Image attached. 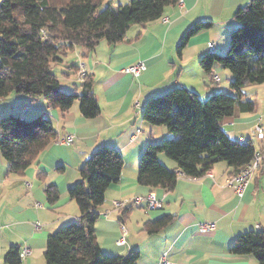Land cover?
I'll use <instances>...</instances> for the list:
<instances>
[{"label":"crops","instance_id":"0c3cea01","mask_svg":"<svg viewBox=\"0 0 264 264\" xmlns=\"http://www.w3.org/2000/svg\"><path fill=\"white\" fill-rule=\"evenodd\" d=\"M129 1L119 0L118 4ZM248 2L178 0L166 6L162 17L133 23L117 43L101 40L93 50L75 45L59 62L65 64V79L58 77L62 87L63 83L69 87L68 81H72L74 92L79 93L81 66L92 75L100 105V113L94 117L81 113L79 100L62 111L43 96L13 91L0 99V118L7 114L25 118L43 114L53 121L59 134L22 175L8 172V162L0 152V264H7L5 255L13 245L21 251L32 250L21 264H45L40 253L46 250L48 235L81 218L80 207L68 190L81 178L79 169L83 163L100 146L118 150L124 159L120 178L107 188L94 224L105 254L120 255L138 249L137 264H161L163 256L172 264H260L254 255H236L231 247L240 234L264 228V164L254 171L242 196L227 179L248 164L236 172L225 160L216 162L200 177L180 172L170 189L138 181L147 145L175 137L165 125H153L144 119L143 110L150 98L181 86L199 97L201 93L205 99L226 89V93L237 94L231 87L234 74L230 69L216 63L208 72L200 58L208 52L223 54L229 50L231 33L239 25L234 14ZM199 21L212 24L194 34L180 52L183 35ZM139 61L146 64L140 75L124 71ZM213 75H218L219 80H214ZM218 82L221 85L216 86ZM242 100L252 101V109L242 110L236 105L234 113L219 124L231 140L252 143L255 155L264 149V82L245 84ZM68 134L74 136L73 140L60 143ZM158 159L169 169L180 171L177 162L165 153H160ZM49 183H54L60 193L54 203L48 201L45 192ZM150 193L160 199L161 207H146ZM114 201L125 202L124 209L130 207L128 213L115 208ZM167 215L171 217L168 224L157 232L147 231V222ZM206 222H214L215 229L200 231V223ZM123 227L125 242L119 244Z\"/></svg>","mask_w":264,"mask_h":264},{"label":"trees","instance_id":"16d2710c","mask_svg":"<svg viewBox=\"0 0 264 264\" xmlns=\"http://www.w3.org/2000/svg\"><path fill=\"white\" fill-rule=\"evenodd\" d=\"M104 0H2L0 2V99L11 92L43 96L52 107L69 110L76 100L86 117L100 113L93 90V77L86 73L81 92H66L54 64L63 60L75 45L95 49L101 40L117 43L123 40L133 23H147L163 16L166 6L178 0H130L114 7ZM234 17L239 25L231 33L230 48L225 54L208 52L200 58L208 72L221 64L234 74L231 87L236 95L218 92L207 99L186 87H175L150 98L143 117L153 125H165L174 138L150 142L142 154L138 181L151 187L172 188L182 172L200 177L213 165L225 160L236 172L252 161V143L231 140L219 121L234 113L236 105L251 110L253 103L242 100L247 83L264 82V0H249ZM211 21L194 23L183 35L178 50ZM45 31V33H43ZM79 67V65H75ZM59 134L53 121L39 114L25 118L7 114L0 118V152L8 162V172L22 175L36 162L40 153ZM165 153L178 164L171 170L159 159ZM124 159L109 146L98 147L83 163L81 178L68 193L81 211L79 221L62 225L47 237L44 252L47 264H137L138 249L126 254L107 255L98 242L94 224L98 208L105 200L107 188L120 178ZM44 173H39L38 176ZM47 199L54 203L60 197L54 183L45 187ZM123 208L124 214L128 209ZM163 216L145 227L154 233L169 223ZM20 247L13 245L5 255L7 264H21ZM236 255H254L264 264V228L240 234L231 247Z\"/></svg>","mask_w":264,"mask_h":264},{"label":"built area","instance_id":"2783aa9c","mask_svg":"<svg viewBox=\"0 0 264 264\" xmlns=\"http://www.w3.org/2000/svg\"><path fill=\"white\" fill-rule=\"evenodd\" d=\"M183 2V0H181ZM45 33V31H43ZM210 47H214V43H210ZM146 69V64L143 61H139L136 64L130 65L125 67L124 71L126 73H132L135 76L140 75ZM79 77L83 80L86 75V70L83 66H81L79 70ZM214 80H219L218 75H213ZM74 136L72 134H68L63 139L60 140V143L69 144L73 140ZM264 164V149L255 153L253 160L247 166H245L239 173L230 175L228 177L227 182L229 185L233 186L239 196H242L245 192V189L250 181L251 176L253 175L254 171L261 167ZM140 200L138 199L136 203H139ZM161 201L155 195V193H150L147 198L146 207L148 209H155L161 207ZM127 204L122 201H114L115 208H124ZM216 227L214 222H206L200 223L199 230L202 232H210L213 231ZM126 228L123 227L122 229V237L118 239V243L122 244L125 242L124 236ZM31 249L25 248L20 252V258L24 259L27 255L31 253ZM161 264H172L170 260L166 256H163L161 260Z\"/></svg>","mask_w":264,"mask_h":264},{"label":"rangeland","instance_id":"374dc122","mask_svg":"<svg viewBox=\"0 0 264 264\" xmlns=\"http://www.w3.org/2000/svg\"><path fill=\"white\" fill-rule=\"evenodd\" d=\"M2 0H0V2H1ZM118 1L119 0H104L103 1V3L101 4V7L100 8H104L105 6H107V4L108 3H112L113 4V6L114 7H117L119 4H118ZM227 51H228V49H226L224 52H222L223 54H225V53H227ZM65 64L64 63H57V64H54L53 65V68H52V70H53V72L57 75V76H60L61 78H64L63 76H62V67L64 66ZM74 75V74H73ZM72 74H71V77L72 78H74V76H73ZM65 79V78H64ZM73 80V79H72ZM65 82V81H64ZM68 86L69 87H66V85H65V83H63V90L64 91H66V92H74L75 91V87H74V84L72 83V81L70 82V81H68ZM216 86L217 85H221V83H219L218 82V84H215ZM214 85V86H215ZM228 90L229 89H226L224 92H228ZM200 95V97H202L203 99H205L206 98V96H204V95H202L201 93L199 94ZM79 102V101H78ZM1 248H2V245H0V250H1ZM32 252V251H31ZM40 258L43 260V262L45 263V264H47L46 263V260H45V256H44V253H40ZM26 258H24L23 259V261L25 260ZM23 263V262H22Z\"/></svg>","mask_w":264,"mask_h":264}]
</instances>
